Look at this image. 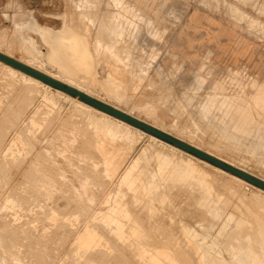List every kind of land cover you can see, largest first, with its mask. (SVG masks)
I'll return each mask as SVG.
<instances>
[{
	"label": "rangeland",
	"instance_id": "rangeland-1",
	"mask_svg": "<svg viewBox=\"0 0 264 264\" xmlns=\"http://www.w3.org/2000/svg\"><path fill=\"white\" fill-rule=\"evenodd\" d=\"M62 22L63 23L66 22L67 24H69V26H67V30H70L73 28L77 30L79 29L81 31L82 27L89 28L91 34L89 36L88 46H87L88 54L90 56L88 57V59L82 61L81 58L77 57L76 59L69 60L66 57H63V54L61 53L62 54L61 56L64 59L55 57L54 64L49 63L47 61L46 55L47 53H49V50L51 47L50 46L51 41L49 40V35L47 32H44V34L46 35V40H42L41 36L37 32L36 26L49 25L50 27H57L59 25L58 27H60L63 24ZM31 39L33 40L36 39L34 40V42L36 41V43H34ZM96 45H99V46H96ZM95 46L97 48H95ZM0 47L2 50L9 49L13 57L16 59L17 58L21 59V57L27 58L29 55L33 56L36 58L34 60V63L38 67L47 69L54 73L59 74V73H62V71H66V72H70V75L73 77L81 76L83 79H85V82H84L85 87L90 88L96 94L97 99H101V101L105 103L108 102V104L112 106L116 105L114 107L118 109L121 108L120 110L124 112L127 111L128 114L136 118L138 117V119L141 118L140 120L143 119L142 121L145 120L146 123L152 126L154 125V127L164 132L166 131V133L173 135L177 138L179 137V139L186 141L189 144L191 143V145L195 146L196 148L198 147V149L218 159L220 158L223 162H226L236 168L242 169L250 174L252 173L253 175L264 180V0H0ZM107 48L109 52L107 50H104ZM110 52H113V53H110ZM56 55H60V54H56ZM115 57H118L116 59L118 60L120 59V60L119 61L116 60ZM115 61H118V62L115 63ZM122 69L124 70L122 71ZM120 70H121V73H120ZM4 83H6L7 85ZM24 88L25 86L21 78L17 76H10L9 73L4 68L0 67V113H1L0 114V124L2 123V121L6 124V127L0 130L1 132L0 136L2 135V140H0V142L4 143L1 146L2 148H3V145L6 146V147L4 146L5 149H2L0 146V156H2L0 157V171H2L0 173L1 175L0 180L2 181V183L0 182V196H1L0 197V205H1L0 206V217L2 219L5 217V214L8 215L5 217V219L0 220L1 222L0 229L3 230V232L5 230V232L3 233L5 235L1 240L3 241L1 242V245L3 246L2 249H4L3 252H5L4 255H6L5 256L6 259L8 261L10 260L8 263H6L4 262V260H1L2 258L0 257V260H1L0 264L2 263L3 264H9V263L10 264L12 263L21 264L20 262L22 261H24L22 262V264H30V261H29L30 259H31V264H43V263L49 264L50 262H51L50 264L52 263L54 264L55 262H56L55 264H115V263L117 264V262L118 264H120L119 262H121V264H124V263L128 264L130 261H131L130 264H138V262L139 264H150L149 263V257L151 256L150 250L152 251L155 250L153 247L155 246V244L159 245L158 241L156 242L153 239L152 240L148 239L144 241L145 240L144 237L141 240V239L129 236L128 235L129 232L127 228L125 229L126 231L124 230L120 231L121 234H119L117 233V230H116L117 229L116 227H118L116 224H108L107 222H104L106 217L108 216L114 217V212H112L113 205L116 204V202L120 199L123 201V204L125 206L121 208L122 210L124 209L123 217H126V216L133 217V216H130V214L133 215L134 208L133 207L131 208L130 205L127 204V202L125 203V199L127 201L128 195L129 194L132 195V193H135V195L137 194L143 195L146 204H151V205L154 204L153 207H151L153 208L152 209L153 217L157 218L161 224L164 223L163 227L166 231L169 229H171L172 232L175 231L174 236L176 235L175 237L178 238V240L181 243L186 242L187 247H189V245H187L188 244L187 238H186L187 235L193 238L197 237L198 235H202L201 237H205V241L203 242V248L211 252L209 256H207L208 264L210 263V261H216L217 259L219 260L221 264H249V263L251 264L250 261H252L253 262L252 264H254V262H256V256L253 255L255 259L254 261L253 259L252 260L250 259L252 257V254H255L254 253L255 250L253 251L249 250L250 253H247L249 252L247 248H246L247 250L245 251H244V248H232L230 251L231 252L230 253L231 255H230L227 252V250L224 248L225 247L224 245L225 244V238H224L225 229L223 228L224 226H221L220 221H222L226 217L225 215H227V213L232 212L230 211V208H226V207L221 208V211L218 217H215L214 214H212L211 216V213L207 214L208 219L213 220V221L212 220L210 221L206 219L208 222L210 221L209 224L212 225V227L215 226L213 229L206 220L204 222H201V216L199 214L201 212L199 211V207L197 206L199 202L198 203L196 202V201H200L201 196L198 195V192L196 190H193L194 194L190 195L191 197L190 196L188 197L189 194L186 195L184 193H180L179 194L180 196L178 195L177 199L167 198L166 199L167 201H165L163 204L160 203L159 201H154V202L152 201V199L154 198L153 193L155 192L154 188L156 187V185H159L158 187L162 188L161 190L159 189L160 191H164V192L169 191V194H170V191L174 192V189L179 186V185L177 186L172 181L168 183L166 181V178L165 180H163L161 176L159 175V173L156 172L154 164H156L157 160H161L163 156L164 157L166 156V158L168 159L167 162L170 165L181 166V162H184L185 165L188 166L189 168H194L196 171H198L201 174L204 173V176H207L208 179L210 178L209 180H212L218 183L219 185L221 182H227L228 180L229 181L228 184L232 188L236 187V183H233L232 181L230 182L229 180L231 179V175H234V174L232 173L230 174V172L214 164H211L202 158H199L197 156L193 157V154L191 153L189 154V152H186L178 148L177 146H174L171 143H168L152 134L145 132L144 130L128 122H125L130 126L129 127L127 124H125L127 125L126 127L129 128L128 130L130 132V135L132 134L131 135L133 139L132 142H129V140L127 141L125 138L120 137L118 135H115L114 137L112 135H109L110 137L108 136V142L110 145L120 146L122 149H124V151H127V156L129 157L128 160H131V159L133 161L138 160L139 159L138 156L140 154L142 155L141 158L139 159L140 161H137V164H136L137 168L136 167L133 168V172L135 173L133 175H136L142 178L143 182H145L146 187L143 184V186L137 189V191L132 190V188L129 190V187H127V189L120 188V187H125L126 185L124 186V183L122 182L123 186L120 185V187H117L119 185V183L116 182L118 181V178L114 179L115 181L113 180L112 183H108L109 185L107 186V183L105 184V182L107 181L106 180L107 176H105L106 174L105 172L103 174V171H105V169L103 168V164L99 161L100 159L98 157H94L95 155L94 152H96L97 150L95 148H97V145L99 143V138L97 140V145L95 147V140L91 141L90 134L88 132V128L90 127L91 120L87 124H84L82 120V116L80 114H79V117H77V115L76 116L71 115V109L73 108V104L71 103V101L62 98L59 94H57L54 90V87L52 86H50L47 89L42 86L38 88L35 87L32 90L31 95L27 94ZM21 89L24 90V92L20 91ZM12 90L15 92L18 90L22 93V95H20L21 93L20 92L18 93V91L16 92L17 94L14 95L15 92H13ZM4 93L6 95L8 93V97H6ZM18 94L19 96H17ZM32 94L34 95L33 97H32ZM35 94H36V97H35ZM23 96H25L26 98L28 97L30 98L31 96L30 101H27L29 99H25V97ZM115 96H118L120 98L118 99V97H115ZM123 96L124 97L126 96V97L124 98ZM243 97H244V101H243ZM255 97L257 98V100ZM15 98L20 100L21 103H19V101H16L17 99ZM48 98L55 100V104L52 105V103H50V101L47 100ZM236 99L237 101H235ZM31 100L33 101V104H31L32 103ZM11 101L17 104L13 105L14 104L13 103L11 106L10 105L12 103ZM23 102L24 104H26L27 102L28 103L27 105H24ZM3 103L5 106L3 105ZM34 104L36 105L34 106ZM211 104L212 106L214 105V107H212ZM249 104L251 105V107ZM247 107L249 109H247ZM7 109L8 111H6ZM9 109L12 111L9 112ZM15 109L17 112L15 111ZM128 110L130 111L128 112ZM234 110H237L238 112L236 111L235 113ZM4 111L8 112L10 116L8 115V113H5ZM14 111L17 114V116L15 113H13L14 115L11 114ZM226 111H228V114ZM18 112H22V113H18ZM88 112L89 111H86V113ZM90 113L93 117H97V118H100L102 115L100 113H95L92 111H90ZM18 114L19 116L20 115L23 116L24 114V119H26L27 121L24 120L23 117L19 118ZM12 116L13 118L10 119ZM54 116H57V117H54ZM232 116H234L233 118L235 119H233ZM6 117L8 119L6 121H11L13 125L11 122H8L7 124V122L5 121ZM60 117H63V118L65 117L66 119L70 118L68 119L69 122L66 120L69 123V124L66 123V125L68 124V126L62 125L66 121H64ZM59 118L60 120H63L62 123L59 122L60 121ZM16 120H19V123H17L18 121ZM74 120L75 122H73ZM56 121H58V124ZM51 122L54 124H52ZM24 123L27 126H25ZM45 123L46 124L50 123V124L45 125ZM19 124L20 126L23 125L21 126V129H19L20 128ZM72 124L74 125L72 126ZM240 124L243 126H241ZM76 125H84L85 130L77 126L78 128L81 129V131L78 128L76 129L77 130L76 131L75 130ZM8 127L10 128L8 129ZM26 127L28 130L26 129ZM51 128H54L55 130L57 129V131H55L54 129L51 130ZM4 129H5V132H4ZM18 129H19V132H17ZM73 130L76 133H73L74 132ZM132 130H133V133H132ZM63 131L65 133L67 132L68 135L67 133L65 134ZM78 131H80L81 133L80 132L78 133ZM31 132H32L33 137L31 135ZM42 132L43 134L45 132V135H43ZM12 133H13V136H12ZM21 133H23L24 135H22ZM54 133L57 134L56 135L57 137L55 136ZM82 133H83V136H82ZM75 135H77L78 137L76 138ZM11 136L12 138H10ZM58 136H60V138ZM100 136L104 138L103 134H100ZM81 137L82 138L84 137V138L82 139ZM4 139L5 141H3ZM30 139H34V141L35 140L36 141L34 142L33 140H30ZM56 140H58L59 142ZM28 141H29V144H28ZM54 144L56 145L60 144V146L57 145L59 146V148L56 147V145ZM62 145L64 146V148ZM80 146L82 147L80 148ZM39 148H40V151H39ZM55 148H58V149H55ZM32 149H34L35 152ZM37 149L39 152L37 151ZM46 149L47 151H45ZM86 149H88V151ZM41 150H42V153H41ZM58 151L60 153H58ZM82 153H84V155ZM155 153L157 155H155ZM51 154H52V157H51ZM62 154L64 155V157L60 156ZM21 156L23 157V159ZM17 157L19 160L17 159ZM44 157L46 158V160ZM57 157L59 158L57 159ZM70 157L73 159H71ZM8 158L10 161H8ZM88 158L92 161V163H90L91 161ZM24 159H27V160H24ZM17 160L20 162H18ZM31 160L35 161L32 164L34 165V167L31 165L32 163ZM97 160L99 161L100 165L97 164L98 163ZM175 160L176 162H174ZM200 160L202 161V163ZM52 161L55 162L57 165L58 163H60L63 167L60 166V164L58 166L55 164L54 166V163ZM64 161L66 162V164L64 163ZM70 161L72 164H70ZM94 161L96 162L94 163ZM133 161H131V163ZM24 162L27 166L23 165ZM5 163L7 164V166L5 165ZM88 163L91 165H89ZM131 163L129 164V167ZM35 164L39 167H37ZM17 166L20 168H18ZM56 166L58 167V169H56L57 168ZM143 166H145L146 168H144ZM10 167L11 169H9ZM2 168L4 171L2 170ZM21 169H22V172L17 173L21 171ZM139 170L141 172H138ZM7 171H9L10 173ZM39 171L41 172L39 173ZM60 171L61 172L63 171L62 175ZM74 171H76L77 174H75L76 172ZM28 172H30L31 175ZM36 172L39 173V175L36 174ZM94 172L96 173L94 174ZM19 174L22 176H20ZM43 174L46 176V179ZM29 176H32V177H29ZM97 177H99L98 181H94L95 178ZM10 178H12V180ZM7 179L10 181H7ZM89 179L90 180L92 179V180L90 181ZM242 180L243 178H241V181ZM18 181H20V183H18ZM29 181H30V184L28 183ZM69 181L71 182L69 183ZM76 181H78V184ZM66 182L69 185H66ZM86 182H90V183L86 185ZM243 182L247 184H245L244 186ZM54 183H56V185ZM114 183L118 185H115ZM83 184H84V187H83ZM32 185L35 187H33ZM43 185L45 188L43 187ZM45 185H48L49 189L46 188ZM90 185H92L93 187H90ZM95 185L97 186L100 185V187L99 186L97 187ZM110 185L112 187L111 190L108 189ZM38 186L40 187V189ZM80 186L82 187L79 188ZM86 186L88 187L86 188ZM237 186L240 187L241 192H243L245 196L249 195L248 196L249 198H251L254 193L261 195L262 197L264 196V189L258 186L256 187V185L246 180H243L242 184H239ZM6 187L10 190L9 191L10 194L7 191L8 189ZM94 187H96L97 189ZM17 188L18 189L22 188V189L18 190L17 191L18 193H17L15 191L17 190ZM34 188L35 190H37L38 188V190L33 192ZM82 188L83 189L85 188V189L83 190ZM114 188H116V193H115ZM119 189H121V191L125 189L126 191L123 190V192H121ZM117 190L121 193H118ZM100 191L102 192L101 194H100ZM219 191L225 192V189L221 188L219 189ZM38 192L41 194H39ZM256 192H259V193H256ZM122 193H125V194L127 193V194L125 195ZM225 193L227 194V192ZM12 194L13 195L15 194L16 196L15 195L12 196ZM114 194H117V195H114ZM118 194H122L124 198L122 197V195H118ZM226 194L224 195V197H226ZM235 194H234V198L233 196L231 197L233 199L234 205L236 204L237 201H239V203L237 202L238 203V205L236 204L237 209H233V212L235 211L234 213L235 214L237 213L238 215L237 217H239V219L242 220L243 217H244L243 219L247 217L246 214H249L251 212L250 211L246 212L247 209L249 208L248 207L246 208L247 206L246 202L244 204L245 200H242L243 195L239 193L240 195L239 196L238 192H236ZM32 195L33 196L35 195L36 198L33 197ZM69 195L71 197H69ZM93 195L96 196L97 200ZM97 195L99 197H97ZM22 196L23 197L26 196L24 197V200ZM111 196H112V199H111ZM186 196L188 198H186ZM15 197L18 200H16ZM79 197H80L79 199L80 201H78ZM86 197L88 200H86ZM19 198H20V202H17L19 201ZM89 198H92V200L91 199L89 200ZM102 198L103 200L105 199V201L107 202L106 204L107 207L102 204V201H103L101 200ZM194 198L195 200H193ZM209 198L211 199L212 203L214 202L213 204H215L216 206L218 207L222 206L223 196L222 198L220 197V200L218 201H217V198L219 199V197L215 199L213 196H210ZM212 198H214L215 200ZM34 199H37V200H34ZM81 199H84L83 200L84 203ZM173 199H175L177 202ZM28 200L30 203L28 202ZM69 200L71 203H74L75 207L72 204H70V202H68ZM180 200L182 201L180 202ZM40 201H43L45 205L40 204L42 203ZM81 201L82 203H80ZM92 201L93 203L95 202L96 204H93ZM21 202L23 203V206ZM90 202L93 205L90 204ZM167 202H168V206H169V203L172 205L173 211L164 209L163 206ZM78 203L82 204L83 207L82 205H79ZM87 204L90 205L92 208L88 206ZM247 204H250V200L249 202H247ZM26 205L29 207L28 208L29 210L26 208L27 207ZM241 205L243 206L241 207ZM84 206H86L87 208ZM96 206H98V208H96ZM128 206L130 207V209L128 208ZM250 206H252L253 208L255 207L252 204ZM44 208H46L47 210ZM109 208H111V210ZM127 208L128 210H132V213L129 214L127 212L128 211ZM11 211H12V214L10 215ZM25 211L28 213L26 214ZM32 211L34 214L32 213ZM157 211L158 212L160 211V212L157 213ZM85 214L87 215L85 216ZM90 214L91 216H89ZM167 214L169 215V217ZM9 215H10V218H9ZM99 217L101 219H99ZM39 218L40 220L38 221ZM213 218L215 219V221ZM195 219L198 223L195 222ZM170 220L173 221V223L171 222L170 224L169 223ZM217 220L218 221L220 220V221L218 222ZM61 221L64 223H62ZM45 222H47V224ZM97 222L100 223V225L97 224ZM166 222H167V225L169 224L168 226L166 225ZM30 223H32V226L30 225ZM57 223H60L58 225L61 228L58 227ZM66 223L67 225L65 226ZM4 224L6 225L5 227H4ZM201 225L203 227L204 226L207 227V229L205 227L199 228ZM67 226H70L68 227L69 230ZM125 226L131 227L133 225L130 223H127ZM220 226L223 229V232L221 231L222 229L220 230L221 232L219 231ZM27 227L28 229H25ZM30 228L31 229L33 228L34 230L33 229L31 230ZM62 228L65 229L67 232L65 230L63 231ZM102 228H103V231H102ZM141 228H143V226ZM211 229H212V233H211ZM108 230L110 231L108 232ZM138 230H139V226H138ZM53 231H56L58 235H56L57 233ZM100 231L103 232V234L100 233ZM15 232L16 233L19 232V234L18 233L17 234L21 236L18 238V235ZM62 232L65 234H63ZM68 232L71 236L68 235ZM213 232L217 234H213ZM13 234L14 235L16 234V236H14ZM22 234L25 236H23ZM46 234L49 236H47ZM104 234L106 235V237H104ZM218 235H222V236L224 235V236L220 237ZM107 236L113 237L114 240L112 242L116 244L120 242L119 243L120 245L118 244L117 247H115L116 244L115 245L113 244V247H112V242H110L112 238L109 237L110 239L109 240ZM117 236H121V237H117ZM217 236L220 238L218 239ZM71 237L72 238L74 237L72 241H71ZM28 238H32L34 240V243L36 245L35 250L37 253L35 252L34 249L32 250V247L21 246L22 247L21 248L19 246L18 241L20 240L27 241ZM39 238L40 240H38ZM53 238H56V240H53ZM66 239L70 243H67ZM52 240L55 241V243H53ZM163 241H169V240L167 237H165L163 238ZM7 242L8 244H6ZM127 242L128 244H125ZM211 242H216L217 246L212 247L211 245H209ZM41 243L43 245H41ZM85 244H89L91 248H86ZM121 245H122V248H124V250L119 248L121 247ZM129 246L131 247L130 249H129ZM98 247L106 253L104 254L102 253L103 251L97 250ZM125 247L129 251L126 250L125 252V249H126ZM15 248L16 250L14 251ZM71 249H73V251ZM114 249H116L117 252L118 251L120 252L117 253ZM5 250H7V254ZM40 250L42 251L41 254L39 253ZM45 250L47 251V253H45L46 252ZM93 250H94V254L92 253ZM218 250H220L221 254H219ZM96 251L97 252L99 251V253L96 254L97 253ZM233 251L234 253L232 254ZM17 252L20 254H17ZM51 252L53 253L54 256L52 255ZM69 252H72L71 253L72 256H70L71 254L69 255ZM81 252L85 254L83 255L81 254ZM55 253L56 254L58 253V254L56 255ZM89 253L90 254L92 253L93 255L92 256L90 255L89 257ZM100 253L103 257H100L101 256ZM130 253H132L133 255H131ZM134 253H137V254H134ZM13 255L15 257H13ZM39 255H40V258H39ZM120 255L122 257H120ZM31 256L32 258H30ZM55 256L56 257L58 256V257L56 258ZM97 256L99 257L98 258L99 261L97 260ZM174 256L176 257L177 255H174ZM245 256H247L248 259ZM19 257H21L20 258L21 260L18 259ZM71 257H73V260ZM125 257L128 260H125ZM127 257H129L130 259ZM12 258H15V260ZM45 258L46 259L48 258L47 259L48 261ZM102 258H106V259L110 258V259L103 260ZM113 258H115L116 262L113 260ZM26 259H29V260H26ZM94 259H96L97 261ZM132 259H134V261H132ZM45 260L47 262H45ZM136 260H137V263H136ZM103 261L104 262L106 261V262L104 263ZM197 261L199 264H203V262L200 261L199 259H197ZM179 262L180 261H178V263ZM172 263L176 264L175 261H172ZM186 264H189V263L187 262Z\"/></svg>",
	"mask_w": 264,
	"mask_h": 264
},
{
	"label": "bare ground",
	"instance_id": "bare-ground-1",
	"mask_svg": "<svg viewBox=\"0 0 264 264\" xmlns=\"http://www.w3.org/2000/svg\"><path fill=\"white\" fill-rule=\"evenodd\" d=\"M262 4V3H261ZM232 10V9H231ZM98 13V12H97ZM57 18V17H56ZM49 20V19H48ZM54 21V20H53ZM63 21V20H62ZM95 21V20H94ZM144 21H145V19H144ZM50 22V21H49ZM61 22V21H60ZM147 22V21H146ZM63 23V22H62ZM125 23V22H124ZM94 25V24H93ZM120 25V24H119ZM59 26V25H58ZM50 27L49 25H39V26H36V28H37V32H38V34L41 36V39L42 40H46V35L44 34V32H47L48 33V35H49V40L51 41L50 42V50H49V53H47V55H46V59H47V61L49 62V63H53L54 64V62H55V60H54V58L55 57H58V58H60V59H64V58H62V54H63V57H66L67 59H69V60H73V59H76L77 57L78 58H81V60L82 61H84V60H86V59H88V57H90L89 56V54H88V49H87V46H88V40H89V36H90V30H89V28H87V27H82V30L80 31L79 29L77 30V29H70V30H67V26H69V24H67L66 22H64L60 27ZM106 26V25H105ZM70 28V27H69ZM104 28V27H103ZM2 29V28H1ZM122 29V28H121ZM125 31V30H124ZM123 32V31H122ZM31 38V37H30ZM40 38V37H39ZM33 42H34V40H36V39H31ZM99 41V40H98ZM15 42V41H14ZM10 43V42H9ZM34 43H36V41L34 42ZM97 43V42H96ZM12 44V43H11ZM43 44H44V42H43ZM45 44H47V43H45ZM99 44V43H98ZM104 44V43H103ZM49 45V44H48ZM96 46H99V45H96ZM95 46V48H97ZM107 46V45H106ZM11 48V47H10ZM62 48H64V49H62ZM94 48V49H95ZM102 48V47H101ZM109 48V47H108ZM108 48L107 49H104V50H107L108 51ZM112 49V48H111ZM59 51V52H58ZM62 51V52H61ZM0 52H2V53H4V54H6V55H8V56H10V57H13V55H12V53H11V51L8 49V50H2L1 49V47H0ZM58 52V53H57ZM96 52H97V50H96ZM109 52V51H108ZM62 53V54H61ZM110 53H113V52H110ZM21 54V53H20ZM56 54H60V55H56ZM22 55V54H21ZM97 55H98V53H97ZM96 55V56H97ZM111 55V54H110ZM117 56V55H116ZM98 57V56H97ZM14 58V57H13ZM112 58V57H111ZM116 58H118V57H115V59ZM16 59V58H15ZM36 58L35 57H33V56H28L27 58H23V57H21V59H18L17 58V60H19V61H21V62H23V63H25V64H27V65H29V66H31V67H33V68H35V69H37V70H39V71H41V72H43V73H45V74H47V75H49V76H51V77H53V78H55V79H57V80H60V81H62V82H64V83H66V84H68V85H70V86H72V87H74V88H76V89H79V90H81V91H83V92H85L86 94H88V95H90V96H92V97H94V98H97L96 97V94L90 89V88H86L85 87V84H84V82H85V79H83L81 76H76V77H73V76H71L70 75V72H66V71H62V73H59V74H57V73H54V72H52V71H49V70H47V69H43V68H41V67H38L35 63H34V60H35ZM116 60H118V59H116ZM120 60V59H119ZM118 60V61H119ZM118 61H115V63L116 62H118ZM114 63V62H113ZM97 65H98V63H97ZM109 66H111V65H109ZM0 67H2V68H4L8 73H9V75L10 76H17V77H19V78H21L22 79V82L24 83V86H25V88H24V90H25V92L27 93V94H30L31 95V93H32V90L35 88V87H45L46 89L47 88H49L51 85H49V84H47V83H45V82H43L42 80H40V79H38V78H36V77H34V76H32V75H30V74H27V73H25L24 71H22V70H20V69H17V68H15V67H13V66H11V65H9V64H7V63H5V62H3V61H1L0 60ZM64 69V68H63ZM107 69V68H106ZM124 69H122V71H123ZM120 73H121V70H120ZM7 75V74H6ZM8 78V77H7ZM117 80V79H116ZM11 81V80H10ZM2 82V81H1ZM11 83V82H10ZM201 83V82H200ZM257 83V82H256ZM3 84V83H2ZM4 84H6V83H4ZM15 84V83H14ZM114 84V83H113ZM255 84V83H254ZM7 85V84H6ZM18 86H20V85H18ZM15 87V86H14ZM53 87V86H52ZM253 87V86H252ZM44 88V89H45ZM15 89V88H14ZM24 90H20V91H23L24 92ZM37 90V89H36ZM54 90H55V92L57 93V94H59L62 98H64V99H67V100H69V101H71V103L73 104V108L71 109V115H77V117H79V114L82 116V120H83V122H84V124H87L90 120H91V124H90V127L88 128V132H89V134H90V139H91V141L92 140H95V147H96V145H97V140H98V138H99V143H98V145H97V148H95V149H97L96 150V152H94V157H98L100 160V162L103 164V168L105 169V171H103V174H104V172L106 173L105 174V176H107V178H106V182H105V184L107 183V186L109 185L108 183H112L113 182V180L114 179H116V178H118V181H116L117 183H119V185L118 184H116V183H114L115 185H118L117 187H120V185H122L123 183H124V186L125 187H120V188H126L127 189V187H129V190L132 188V190H134V191H137V189H139L140 187H142L143 186V184L145 185V182H143V180H142V178H140V177H138V176H136V175H133V174H135L134 172H133V168L134 167H136L137 165V161H140L139 159L141 158V154L138 156V160H135V161H133L132 159L131 160H128L129 159V157L127 156V151H124V149H122L120 146H117V145H110L109 144V142H108V136L109 135H112L113 137L115 136V135H118V136H120V137H123V138H125L127 141L129 140V142H132V134L130 135V132H129V128H127L126 126L128 125L127 123H125L126 121H124V120H122V119H120V118H118V117H116V116H113V115H111V114H109V113H107V112H105V111H103V110H100V109H98V108H96V107H94V106H92V105H90V104H88V103H86L85 101H83V100H80L77 96H72V95H70V94H68V93H66V92H64L63 90H60V89H58V88H55L54 87ZM222 90V89H221ZM13 91V90H12ZM18 91V90H17ZM16 91V92H17ZM20 91H18V93L20 92ZM13 92H15V91H13ZM15 92V94L14 95H16L17 93ZM21 93V92H20ZM5 94V93H4ZM119 94V93H118ZM6 95V94H5ZM14 95H13V97H14ZM20 95H22V93L20 94ZM23 95H25V94H23ZM124 95V94H123ZM17 96H19V94L17 95ZM16 96V97H17ZM28 96V95H27ZM34 95L32 94V97H33ZM6 97H8V93H7V95H6ZM11 97V96H10ZM23 97H25V96H23ZM22 97V98H23ZM35 97H36V94H35ZM115 97H118V96H115ZM124 97V96H123ZM122 97V98H123ZM126 97V96H125ZM124 97V98H125ZM12 98V97H11ZM120 97H118V99H119ZM235 98V97H234ZM242 98V97H241ZM256 98V97H255ZM254 98V99H255ZM10 99V98H9ZM8 99V100H9ZM15 99H17V98H15ZM25 99H29V100H27V101H30V99H31V96H30V98L28 97V98H26L25 97ZM36 99V98H35ZM251 99V98H250ZM14 100V99H13ZM33 100V99H32ZM31 100V104H33V101ZM48 101H50V103H52V105H54L55 104V100H52L51 98H48L47 99ZM99 100H101V99H99ZM246 100V99H245ZM256 100H257V98H256ZM4 101V100H3ZM16 101H19V103H21V101L20 100H16ZM123 101V100H122ZM209 101V100H208ZM229 101H231V100H229ZM235 101H237V99L235 100ZM243 101H244V97H243ZM251 101V100H250ZM249 101V102H250ZM12 102V101H11ZM103 102V101H102ZM121 102V101H120ZM239 102V101H238ZM240 102H241V100H240ZM252 102V101H251ZM14 103V104H13ZM18 103V104H19ZM28 103V102H27ZM27 103L26 104H24V102H23V104L24 105H27ZM259 103V102H258ZM6 104V103H5ZM8 104V103H7ZM12 104L13 105H15V104H17V103H15V102H12L10 105L12 106ZM37 104V103H36ZM36 104H34V106L36 105ZM107 104H108V102H107ZM207 104V103H206ZM229 104H231V103H229ZM247 104V103H246ZM3 105H4V103H3ZM9 105V106H10ZM30 105V104H29ZM110 105V104H109ZM250 105V104H249ZM5 106V105H4ZM7 106V105H6ZM33 106V105H32ZM112 106V105H111ZM114 106H116V105H114ZM113 106V107H114ZM211 106H212V104H211ZM220 106V105H219ZM222 106V105H221ZM230 106V105H229ZM239 106V105H238ZM237 106V107H238ZM8 107V106H7ZM28 107V106H27ZM27 107H26V109H27ZM212 107H214V105L212 106ZM223 107H224V105H223ZM226 107H228V106H226ZM231 107H232V105H231ZM240 107V106H239ZM238 107V108H239ZM250 107H251V105H250ZM2 108V107H1ZM10 108V107H9ZM14 108H15V106H14ZM17 108V107H16ZM35 108V107H34ZM116 108V107H115ZM32 109V108H31ZM118 109V108H117ZM121 109V108H120ZM119 109V110H120ZM236 109V108H235ZM247 109H249L248 107H247ZM4 110V109H3ZM19 110V109H18ZM30 110V109H29ZM34 110H36V109H34ZM59 110V109H58ZM57 110V111H58ZM127 110V109H126ZM221 110V109H220ZM1 111H2V109H1ZM6 111H8V109L6 110ZM6 111H4L5 113H8V112H6ZM12 110H10L9 109V112H11ZM15 111H16V109H15ZM15 111L14 112H12L11 114H13V113H15ZM86 111H89L88 113H86ZM90 111H92V112H95V113H100V114H102L101 115V117L100 118H97V117H93L92 115H91V113H90ZM122 111V110H121ZM130 110H128V112H129ZM236 111L237 110H234V112L236 113ZM17 112V111H16ZM24 112V111H23ZM42 112V111H41ZM59 112V111H58ZM124 112V111H123ZM126 113H127V111H125ZM227 112V114H228V111H226ZM238 112V111H237ZM18 113H22V112H18ZM25 113V112H24ZM29 113V112H28ZM33 113V112H32ZM51 113V112H50ZM49 113V114H50ZM57 113V112H56ZM248 113V112H247ZM246 113V114H247ZM1 114V113H0ZM16 114V113H15ZM40 114V113H39ZM42 114V113H41ZM55 114V113H54ZM53 114V115H54ZM128 114V113H127ZM133 114V113H132ZM223 114V113H222ZM5 115V114H4ZM8 115H9V113H8ZM14 115V114H13ZM52 115V116H53ZM57 115V114H56ZM232 115V114H231ZM2 116V115H1ZM10 116V115H9ZM16 116H17V114H16ZM15 116V117H16ZM18 116H19V114H18ZM26 116V115H25ZM51 116V117H52ZM80 116V117H81ZM136 116V115H135ZM224 116V115H223ZM245 116H247V115H245ZM23 117V119H24V114H23V116H19V118H22ZM46 117H48V116H46ZM54 117H57V116H54ZM71 117V116H70ZM231 117V116H230ZM234 116H232V118H233ZM236 117V116H235ZM5 118V117H4ZM3 118V119H4ZM13 118V116L10 118V119H12ZM29 118H31V117H29ZM60 118H62L64 121H68L69 122V120L68 119H70V118H68V119H66L65 117L63 118V117H60ZM60 118H59V120H60ZM138 118V117H137ZM2 119V118H1ZM22 119V120H23ZM28 119V118H27ZM35 119V118H34ZM33 119V120H34ZM51 119V118H50ZM49 119V120H50ZM139 119H141V118H139ZM233 119H235V118H233ZM239 119V118H238ZM251 119V118H250ZM6 120H8L7 119V117H6V119H5V121ZM14 120H15V118H14ZM20 120V119H19ZM19 120H16V121H18L17 123H19ZM24 120H26V119H24ZM53 120V119H52ZM51 120V121H52ZM55 120H56V118H55ZM63 120H60L59 122H63ZM143 120V119H142ZM232 120V119H231ZM27 121V120H26ZM65 122V123H63L62 125H66V123H68V122ZM145 121V120H144ZM237 121V120H236ZM7 122V124H8V122H11V121H6ZM23 122V121H22ZM45 122H46V120H45ZM57 122V124H58V121H56ZM73 122H75V120L73 121ZM72 122V123H73ZM77 122V121H76ZM146 122V121H145ZM238 122V121H237ZM243 122V121H242ZM12 123V122H11ZM17 123H15V124H17ZM31 123V122H30ZM52 123V122H51ZM71 123V122H70ZM81 123V122H80ZM14 124V125H15ZM21 124V123H20ZM20 124H19V126H20ZM27 124V123H26ZM28 124H29V122H28ZM48 124V123H47ZM46 123H45V125H47ZM50 124V123H49ZM48 124V125H49ZM52 124H54V123H52ZM69 124V123H68ZM68 124L66 125V126H68ZM75 124H77V123H75ZM82 124V123H81ZM125 124H127V125H125ZM154 124V123H153ZM12 125H13V123H12ZM24 125H25V123H24ZM71 125V124H70ZM74 124H72V126H73ZM160 125V124H159ZM241 125V124H240ZM9 126H10V124H9ZM18 126V127H19ZM21 126H23V125H21ZM21 126H20V128L19 129H21ZM25 126H27V125H25ZM30 126V125H29ZM28 126V127H29ZM52 126H54V125H52ZM56 126V125H55ZM58 126V125H57ZM72 126H71V128H72ZM77 126H79V127H81V128H83L84 129V125H76V128H75V130L78 128ZM89 126V125H88ZM129 126V125H128ZM154 126V125H153ZM162 126V125H161ZM160 126V127H161ZM241 126H243V125H241ZM6 127V124L2 121V123L0 124V130H2L3 128H5ZM13 127H15V126H13ZM12 127V128H13ZM47 127V126H46ZM50 127H51V125H50ZM60 127V126H59ZM130 127V126H129ZM159 127V126H158ZM10 127H8V129H9ZM45 128V127H44ZM57 128V127H56ZM67 128V127H66ZM69 128V127H68ZM135 128V127H134ZM239 128V127H238ZM19 129L17 130V132H19ZM22 129H23V127H22ZM26 129H27V127H26ZM31 129V128H30ZM47 129V128H46ZM54 128H51V130H53ZM58 129H60V128H58ZM74 129V128H73ZM78 129H80V128H78ZM137 129V128H136ZM162 129V128H161ZM16 130V129H15ZM25 130V129H24ZM28 130V129H27ZM55 130V129H54ZM63 130V129H62ZM67 130V129H66ZM65 130V131H66ZM85 130V129H84ZM165 130V129H164ZM22 131V130H21ZM55 131H57V129L55 130ZM74 131V130H73ZM77 131V130H76ZM80 131H81V129H80ZM80 131H78V133L80 132ZM83 131V130H82ZM141 131V130H140ZM4 132H5V129H4ZM27 132V131H26ZM47 132H48V130H47ZM50 132V131H49ZM52 132V131H51ZM64 132V131H63ZM146 132V131H145ZM166 132V131H165ZM14 133V132H13ZM13 133H12V136H13ZM25 133V132H24ZM53 133V132H52ZM56 133V132H55ZM54 133V134H55ZM58 133V132H57ZM65 133V132H64ZM67 133V132H66ZM65 133V134H66ZM73 133H76L75 131L73 132ZM72 133V134H73ZM81 133V132H80ZM103 134V136H104V138H102L101 136H100V134ZM132 133H133V130H132ZM135 133V132H134ZM148 133V132H147ZM0 134H1V132H0ZM7 134H8V132H7ZM22 135H24L23 133H21ZM26 134V133H25ZM42 134H43V132H42ZM46 134H48V133H46ZM150 134V133H149ZM5 135H6V133H5ZM28 135V134H27ZM31 135H32V132H31ZM43 135H45V132H44V134ZM43 135H42V137H43ZM57 134H55V136H56ZM67 135H68V133H67ZM4 136V135H3ZM12 136L10 137V138H12ZM53 136V135H52ZM76 136V138L78 137L77 135H75ZM82 136H83V133H82ZM88 136V135H87ZM86 136V137H87ZM134 136V135H133ZM151 136V135H150ZM173 136V135H172ZM177 136V135H176ZM32 137H33V135H32ZM47 137V136H46ZM57 137V136H56ZM59 138H60V136H58ZM63 137V136H62ZM61 137V138H62ZM68 137V136H67ZM110 137V136H109ZM112 137V138H113ZM175 137V136H174ZM4 138V137H3ZM9 138V139H10ZM24 138H25V136H24ZM27 138V137H26ZM31 138V137H30ZM73 138V137H72ZM82 138V137H81ZM84 138V137H83ZM82 138V139H83ZM177 138V137H176ZM5 139H6V137H5ZM5 139L3 140V141H5ZM37 139H39V138H37ZM51 139V138H50ZM89 139V138H88ZM178 139H179V137H178ZM0 140H2V135L0 136ZM25 140V139H24ZM24 140H22V141H24ZM30 140H33L34 141V139H30ZM29 140V141H30ZM48 140V139H47ZM52 140V139H51ZM55 140V139H54ZM53 140V141H54ZM65 140V139H64ZM67 140V139H66ZM70 140V139H69ZM181 140V139H180ZM26 141V140H25ZM29 141H28V144H29ZM36 141V140H35ZM34 141V142H35ZM38 141H40V140H38ZM38 141H37V143H38ZM56 141H58V140H56ZM55 141V142H56ZM71 141V140H70ZM84 141V140H83ZM183 141V140H182ZM187 141H189V140H187ZM9 142V141H8ZM54 142V143H55ZM59 142V141H58ZM87 142V141H86ZM184 142H186V141H184ZM193 142V141H192ZM1 143V142H0ZM27 143V142H26ZM31 143V142H30ZM36 143V144H37ZM46 143V142H45ZM49 143V142H48ZM57 143V142H56ZM91 143V142H90ZM187 143V142H186ZM2 144H4V143H1L0 144V146L2 145ZM6 144H8V143H6ZM35 144V143H34ZM63 144V143H62ZM189 144V143H188ZM33 145V144H32ZM54 145H56V144H54ZM57 145H59L60 146V144H57ZM56 145V147H58L59 148V146H57ZM88 145V144H87ZM86 145V146H87ZM190 145H191V143H190ZM203 145V144H202ZM4 146L5 145H3V148H2V146H1V148L2 149H5L4 148ZM63 146V145H62ZM92 146V145H91ZM134 146V145H133ZM193 146V145H192ZM6 147V146H5ZM28 147H30V146H28ZM27 147V148H28ZM34 147H35V145H34ZM33 147V148H34ZM82 146H80V148H81ZM89 147H90V145H89ZM88 147V148H89ZM130 147V146H129ZM195 147V146H194ZM58 148H55V149H58ZM63 148H64V146H63ZM70 148V147H69ZM94 148V147H93ZM179 148V147H178ZM198 148V147H197ZM202 148H203V146H202ZM205 148V147H204ZM13 149V148H12ZM50 149V148H49ZM84 149V148H83ZM92 149V148H91ZM132 149V148H131ZM28 150V149H27ZM33 151H34V149H32ZM64 150V149H63ZM72 150V149H71ZM70 150V151H71ZM87 151H88V149H86ZM130 150V149H129ZM206 150H207V148H206ZM205 150V151H206ZM1 151H3V150H1ZM37 151H38V149H37ZM39 151H40V148H39ZM38 151V152H39ZM45 151H47V149L45 150ZM54 151V150H53ZM60 151V150H59ZM58 151V153H60ZM82 151V150H81ZM85 151V150H84ZM93 151V150H92ZM211 151V150H210ZM30 152H31V150H30ZM35 152V151H34ZM33 152V153H34ZM51 152H52V150H51ZM50 152V153H51ZM55 152H56V150H55ZM27 153V152H26ZM41 153H42V150H41ZM47 153V152H46ZM64 153V152H63ZM85 153V152H84ZM84 153H82L83 155H84ZM138 153V152H137ZM159 153V152H158ZM214 153V152H213ZM216 153V152H215ZM2 154V153H1ZM9 154H10V152H9ZM31 154V153H30ZM55 154V153H54ZM53 154V155H54ZM79 154V153H78ZM81 154V155H82ZM88 154H90V153H88ZM154 154V153H153ZM160 154H161V152H160ZM190 154V153H189ZM19 155V154H18ZM32 155V154H31ZM36 155V154H35ZM50 155V154H49ZM57 155V154H56ZM69 155H70V153H69ZM155 155H157L156 153H155ZM154 155V156H155ZM48 156V155H47ZM60 156H63L64 157V155L62 154V155H60ZM66 156V155H65ZM0 157H2V156H0ZM22 157V156H21ZM51 157H52V154H51ZM72 157V156H71ZM70 157V158H71ZM193 157H194V155H193ZM221 157V156H220ZM10 158V157H9ZM9 158H8V161H10L9 160ZM29 158V157H28ZM41 158V157H40ZM45 158V157H44ZM59 157H57V159H58ZM67 158H68V156H67ZM85 158H86V156H85ZM152 158H153V156H152ZM6 159V158H5ZM11 159V158H10ZM16 159V158H15ZM17 159H18V157H17ZM22 159H23V157H22ZM55 159H56V157H55ZM66 159V158H65ZM71 159H73V158H71ZM89 159V158H88ZM134 159V158H133ZM220 159V158H219ZM7 160V159H6ZM19 160V159H18ZM17 160V161H18ZM24 160H27V159H24ZM34 160V159H33ZM45 160H46V158H45ZM48 160H49V158H48ZM47 160V161H48ZM63 160H64V158H63ZM67 160H69V159H67ZM90 160V159H89ZM95 160V159H94ZM192 160V159H191ZM221 160V159H220ZM28 161H29V159H28ZM54 161H56V160H54ZM60 161H62V160H60ZM91 161V160H90ZM98 161V160H97ZM99 161H98V163L97 164H99ZM131 161H133L132 163H131ZM168 159L166 158V156L164 157H162V159L161 160H157L156 161V164H154L155 165V169H156V172L157 173H159V175L161 176V178L163 179V180H165V178H166V181L169 183V182H174L178 187H176L175 189H174V192L173 191H170V194H169V191L167 192V191H160L162 188L161 187H158L159 185H156V187L154 188V193H153V199H152V201L154 202V201H159L160 203H164L165 201H167L166 199L167 198H170V199H172V198H176L177 199V196L180 194V193H184V194H186V195H188V197L190 196V195H193L194 194V192H193V190H196L197 192H198V195L199 196H201L200 197V201H196L197 203L199 202V204H197V206L199 207V211L201 212V213H199V211H198V213L200 214V216H201V222H204L206 219H208V215L207 214H209V213H211V216H212V214H214L215 215V217H218L219 216V214H220V211H221V208H230V211H232V212H230V213H227V215H225L226 217L222 220V221H220L221 222V226H224L223 228L225 229L224 231H225V233H224V235H225V249L227 250V252L230 254L231 252V249L232 248H244V251L245 250H247L248 249V251L250 250V251H253V250H255V254H252V257L250 258L251 260L253 259V261L255 260L254 259V256H256V262H254V264L256 263V264H264V196L262 197L261 195H258V194H251L252 195V197L251 198H249L248 196L249 195H247V196H245V194H243V192H241V190H240V187H238L237 185H239V184H242V181L244 180H242L241 181V177L239 178V177H237V176H235V175H231V179H229L230 180V182L232 181L233 183H236V187H234V188H232L229 184H228V180H227V182H221L220 183V185L218 184V183H216V182H214V181H212V180H209L208 178H207V176H204V173H199L198 171H196L194 168H189L188 166H186L185 165V163L184 162H181V166H177V165H170L168 162ZM201 161V160H200ZM7 162V161H6ZM12 162H13V160H12ZM18 162H20V161H18ZM32 162V163H31ZM31 162H29V163H31V165L35 162V161H32L31 160ZM37 162H38V160H37ZM42 162V161H41ZM46 162V161H45ZM44 162V163H45ZM53 162V161H52ZM51 162V163H52ZM96 161H94V163H95ZM174 162H176V160L174 161ZM4 163V162H3ZM21 163H23V162H21ZM47 163V162H46ZM54 163V166H55V162H53ZM58 163V162H57ZM64 163L66 164V162L64 161ZM69 163V162H68ZM90 163H92V161L90 162ZM131 163V165H130V167H129V164ZM200 163V162H199ZM201 163H202V161H201ZM200 163V164H201ZM19 164V163H18ZM39 164V163H38ZM60 163H58V165H59ZM70 164H72L71 163V161H70ZM81 164V163H80ZM89 164V163H88ZM180 164V163H179ZM209 164V163H208ZM3 165V164H2ZM5 165L7 166V164L5 163ZM23 165H26L25 164V162H24V164ZM36 165V164H35ZM57 165V164H56ZM57 165V166H58ZM89 165H91V164H89ZM100 165V164H99ZM5 166V167H6ZM14 166V165H13ZM19 166H21V165H19ZM27 166V165H26ZM33 167H34V165H32ZM37 166V165H36ZM56 166V167H57ZM60 166H62L61 164H60ZM71 166V165H70ZM87 166V165H86ZM152 166H153V164H152ZM18 167V166H17ZM16 167V168H17ZM37 167H39V166H37ZM41 167V166H40ZM52 167V166H51ZM63 167V166H62ZM93 167V166H92ZM95 167V166H94ZM144 168H146L145 166H143ZM14 168V167H13ZM13 168H12V170H13ZM18 168H20V167H18ZM21 168H23V167H21ZM42 168V167H41ZM55 168V167H54ZM70 168V167H69ZM78 168V167H77ZM85 168V167H84ZM88 168H89V166H88ZM99 168V167H98ZM137 168V167H136ZM149 168V167H148ZM205 168V167H204ZM7 169V168H6ZM9 169H11V167L9 168ZM35 169V168H34ZM56 169H58V167L56 168ZM59 169H61V168H59ZM63 169V168H62ZM95 169V168H94ZM102 169V168H101ZM218 169V168H217ZM220 169V168H219ZM2 170H3V168H2ZM12 170H11V172H12ZM28 170V169H27ZM30 170H32V169H30ZM29 170V171H30ZM46 170H48V169H46ZM65 170V169H64ZM67 170V169H66ZM74 170V169H73ZM73 170H71V171H73ZM89 170V169H88ZM4 171V170H3ZM14 171H16V170H14ZM18 171V170H17ZM25 171V170H24ZM34 171V170H33ZM57 171V170H56ZM68 171V170H67ZM66 171V172H67ZM90 171V170H89ZM207 171V170H206ZM2 171H0V173H1ZM7 172H9V171H7ZM20 172H22V169H21V171H19V172H17V173H20ZM31 172V171H30ZM30 172H28V173H30ZM41 171H39V173H40ZM51 172V171H50ZM61 172V171H60ZM63 172V171H62ZM62 172H61V175H62ZM74 172H76V171H74ZM83 172H84V170H83ZM88 172V171H87ZM93 172V171H92ZM138 172H141L140 170L138 171ZM226 172V171H225ZM10 173V172H9ZM35 173V172H34ZM39 173H37L36 172V174H38L39 175ZM54 173V172H53ZM56 173V172H55ZM72 173V172H71ZM96 172H94V174H95ZM98 173V172H97ZM5 174V173H4ZM13 174V173H12ZM22 174V173H21ZM59 174V173H58ZM68 174V173H67ZM66 174V175H67ZM74 174V173H73ZM75 174H77V172L75 173ZM85 174H86V172H85ZM91 174V173H90ZM93 174V173H92ZM100 174V173H99ZM148 174V173H147ZM209 174V173H208ZM231 174V173H230ZM252 174V173H251ZM7 175V174H6ZM6 175H5V177H6ZM20 175V174H19ZM30 175H31V173H30ZM44 175V174H43ZM57 175V174H56ZM70 175H72V174H70ZM82 175V174H81ZM133 175V176H132ZM206 175V174H205ZM210 175V174H209ZM1 176V175H0ZM3 176V175H2ZM16 176V175H15ZM20 176H22V175H20ZM37 176V175H36ZM45 176V175H44ZM77 176H79V175H77ZM83 176V175H82ZM81 176V177H82ZM97 176V175H96ZM99 176V175H98ZM104 176V175H103ZM102 176V177H103ZM226 176V175H225ZM25 177V176H24ZM29 177H32V176H29ZM38 177V176H37ZM53 177H55V176H53ZM67 177H69V176H67ZM74 177H75V175H74ZM80 177V178H81ZM151 177V176H150ZM216 177V176H215ZM229 177V176H228ZM8 178V177H7ZM19 178V177H18ZM23 178V177H22ZM52 178V177H51ZM84 178H85V176H84ZM84 178H83V180H84ZM104 178V177H103ZM160 178V179H161ZM4 179V178H3ZM2 179V180H3ZM11 180H12V178H10ZM15 179V178H14ZM26 179V178H25ZM36 179V178H35ZM40 179V178H39ZM42 179V178H41ZM45 179H46V176H45ZM44 179V180H45ZM60 179V178H59ZM62 179V178H61ZM66 179V178H65ZM93 179H94V177H93ZM98 179H99V177H97V178H95V180L94 181H98ZM161 179V180H162ZM226 179V178H225ZM5 180H6V178H5ZM18 180V179H17ZM43 180V181H44ZM48 180H49V178H48ZM52 180H54V179H52ZM56 180V179H55ZM72 180V179H71ZM79 180V179H78ZM82 180V179H81ZM90 180V179H89ZM92 180V179H91ZM90 180V181H91ZM102 180H104V179H102ZM101 180V181H102ZM162 180V181H163ZM7 181H10V180H8L7 179ZM15 181V180H14ZM24 181V180H23ZM59 181V180H58ZM65 181V180H64ZM73 181V180H72ZM115 181V180H114ZM147 181H148V179H147ZM152 181V180H151ZM219 181V180H218ZM217 181V182H218ZM0 182L2 183V181L0 180ZM11 182H13V181H11ZM46 182V181H45ZM47 182H49V181H47ZM54 182V181H53ZM71 181H69V183H70ZM77 182V184H78V181H76ZM85 182V181H84ZM123 182V183H122ZM245 182V181H244ZM243 182V183H244ZM18 183H20V181H18ZM17 183V184H18ZM26 183H27V181H26ZM29 184H30V181L28 182ZM35 183V182H34ZM33 183V184H34ZM40 183H42V182H40ZM88 183H90V182H86V185L88 184ZM99 183V182H98ZM104 183V182H103ZM121 183V184H120ZM7 184V183H6ZM16 184V183H15ZM15 184H13V185H15ZM28 184V185H29ZM38 184V183H37ZM37 184H35V185H37ZM47 184V183H46ZM50 184V183H49ZM53 184V183H52ZM55 185H56V183H54ZM82 184V183H81ZM85 184V183H84ZM84 184H83V187H84ZM95 184V183H94ZM94 184H93V186H94ZM101 184V183H100ZM163 184V183H162ZM218 184V185H217ZM232 184V183H231ZM245 184H247V183H244L243 185L245 186ZM3 185V184H2ZM8 185H9V183H8ZM27 185V184H26ZM64 185H65V183H64ZM66 185H69V184H67V182H66ZM72 185V184H71ZM74 185V184H73ZM80 185V184H79ZM112 185V184H111ZM111 185H110V187L108 188L109 190H111ZM33 186V185H32ZM46 186V188H48L49 189V187H48V185H45ZM61 186V185H60ZM92 185H90V187H93ZM95 186H97V185H95ZM99 187H100V185H98ZM97 186V187H98ZM105 186V185H104ZM123 186V185H122ZM241 186V185H240ZM249 186V185H248ZM3 187V186H2ZM8 187V186H7ZM6 187V188H7ZM12 187V186H11ZM16 187H17V185H16ZM23 187V186H22ZM26 187V186H25ZM33 187H35V186H33ZM37 187V186H36ZM39 187V186H38ZM42 187V186H41ZM43 187H44V185H43ZM64 187V186H63ZM70 187V186H69ZM72 187V186H71ZM74 187V186H73ZM76 187H77V185H76ZM76 187H75V189H76ZM82 186H80L79 188H81ZM88 186H86V188H87ZM89 187V188H90ZM103 187V186H102ZM145 187H146V185H145ZM257 187V186H256ZM13 188V187H12ZM45 188V187H44ZM59 188V187H58ZM94 188H96V187H94ZM107 188V187H106ZM105 188V189H106ZM225 189V192H227V194L224 192V191H219V189ZM244 188V187H243ZM5 189V188H4ZM3 189V190H4ZM8 189V188H7ZM22 189V188H21ZM20 188L18 189L17 188V190H15L16 192L18 191V190H21ZM25 189V188H24ZM23 189V190H24ZM39 189H40V187H39ZM60 189H61V187H60ZM59 189V190H60ZM74 189V190H75ZM83 189V188H82ZM85 189V188H84ZM83 189V190H84ZM97 189V188H96ZM95 189V190H96ZM115 189V193H116V188H114ZM113 189V190H114ZM118 189V188H117ZM160 189V190H159ZM258 189V188H257ZM32 190V189H31ZM34 190V191H33ZM32 191L33 192H35V191H37L38 190V188H37V190H35V188L33 189ZM43 190H45V189H43ZM47 190V189H46ZM56 190H58V189H56ZM66 190V189H65ZM68 190V189H67ZM80 190V189H79ZM88 190H90V189H88ZM104 190V189H103ZM120 191H121V189H119ZM123 190H125V189H123ZM123 190L121 191V192H123ZM128 190V191H129ZM131 190V191H132ZM8 192L10 191L9 189L7 190ZM12 191H13V189H12ZM48 191V190H47ZM76 191V190H75ZM86 191V190H85ZM97 191V190H96ZM118 191V190H117ZM126 191V190H125ZM133 191V192H134ZM5 192V191H4ZM27 192V191H26ZM28 192H29V190H28ZM49 192V191H48ZM64 192V191H63ZM79 192V191H78ZM82 192V191H81ZM94 192V191H93ZM108 192V191H107ZM121 192H119L118 191V193H121ZM236 192H238V195H239V193H241V195H243L242 196V200H245L244 201V204H245V202H246V208L248 207L249 209H247V211L246 212H251V213H249V214H246L247 215V217L245 218V219H243L242 218V220H240L239 219V217H237L238 215H237V213L235 214L234 212H233V209H237V205H238V203H239V201H237V199H236V201L238 202H236V204L234 205V202H233V199L231 198L232 196H233V198H234V194L236 193ZM14 193V192H13ZM18 193V192H17ZM21 193V192H20ZM19 193V194H20ZM39 193V192H38ZM43 193V192H42ZM84 193H86V192H84ZM91 193V192H90ZM95 193V192H94ZM102 192L100 191V194H101ZM130 193H132V192H130ZM148 193V192H147ZM196 193V192H195ZM246 193V192H245ZM256 193H259V192H256ZM5 194V193H4ZM9 194H10V192H9ZM8 194V195H9ZM30 194V193H29ZM31 194H32V192H31ZM39 194H41V193H39ZM45 194V193H44ZM50 194V193H49ZM65 194V193H64ZM72 194H74V193H72ZM80 194V193H79ZM92 194V193H91ZM122 194H125V193H122ZM122 194H118V195H122ZM127 194V193H126ZM125 194V195H126ZM197 194V193H196ZM195 194V195H196ZM226 194V197H224V195ZM15 195V194H14ZM13 194H12V196H14ZM23 195V194H22ZM47 195V194H46ZM51 195V194H50ZM57 195V194H56ZM66 195V194H65ZM71 195V194H70ZM69 195V197H71ZM81 195V194H80ZM84 195V194H83ZM87 195V194H86ZM90 195V194H89ZM114 195H117V194H114ZM124 195V196H125ZM129 195H131V194H129ZM128 195V197H127V201H126V199H125V203L127 202V204L128 205H130V207L132 208H134V211H133V215H131L130 213H132V210H128V208L130 209V207L128 206V208H127V212L130 214V216H133V217H129V216H126V217H123L124 216V213H123V210L121 209L122 207H125L124 206V204H123V201L120 199V200H118L117 202H116V204H114L113 205V209H112V212H114V217H111V216H108V217H106V219H105V221L104 222H107L108 224H116L118 227H116L117 229V233H119V234H121L120 233V231H126L125 229L127 228L128 229V235L129 236H132V237H134V238H138V239H143V237H144V241H146V240H148V239H150V240H154V241H158L159 243V245H156L155 243V246L153 247L155 250L154 251H152V250H150L151 251V256L149 257V263L150 264H173L172 263V261H175L176 262V264H186L187 262L189 263V264H197L198 263V261H197V259H199L200 261H202L203 262V264H208L207 263V256H209V254L211 253V252H209L208 250H206V249H204L203 248V242L205 241V237H201L202 235H198L197 237H195V238H193V237H189L188 235L186 236V238H187V242H188V244L187 245H189V247H187L186 246V242H183V243H181L179 240H178V238H176L175 236H174V232H172L171 231V229H169V230H165L164 229V227H163V224H161L159 221H158V219L157 218H154L153 217V211H152V209L153 208H151V207H153V205L154 204H146V202H145V200H144V196L143 195H139V194H137V195H135V193H132V195L131 196H129ZM195 195H194V197H195ZM236 195V194H235ZM3 196V195H2ZM16 196V195H15ZM27 196V195H26ZM26 196H24V197H26ZM33 196V195H32ZM44 196V195H43ZM60 196V195H59ZM74 196V195H73ZM82 196V195H81ZM88 196V195H87ZM92 196V195H91ZM90 196V197H91ZM94 196V195H93ZM101 196V195H100ZM106 196V195H105ZM113 196V195H112ZM112 196H111V199H112ZM180 196V195H179ZM210 196H213L215 199L217 198V197H219V199L217 198V201L218 200H220V197L222 198V196H223V198H222V206L220 207H218V206H216L215 204H213L212 203V201H211V199L209 198ZM240 196V195H239ZM1 197V196H0ZM23 197V196H22ZM24 197H23V200H24ZM28 197V196H27ZM33 197H35V195L33 196ZM47 197V196H46ZM53 197V196H52ZM67 197V196H66ZM68 197V198H69ZM75 197V196H74ZM95 198H96V196H94ZM97 197H99L98 195H97ZM102 197H104V196H102ZM120 197V196H119ZM122 197H123V195H122ZM150 197H151V195H150ZM187 196H186V198H188ZM191 197V196H190ZM31 198V197H30ZM36 198V197H35ZM108 198H109V196H108ZM124 198V197H123ZM197 198V197H196ZM214 198H212V199H214ZM15 199H16V197H15ZM22 199V198H21ZM32 199V198H31ZM42 199V198H41ZM48 199H49V197H48ZM72 199V198H71ZM80 199V197L78 198V201H80L79 200ZM92 200V198H89V200ZM99 199V198H98ZM214 199V200H215ZM240 199V198H239ZM250 200V204H247V202H249V200ZM16 200H18V199H16ZM34 200H37V199H34ZM40 200V199H39ZM68 200V199H67ZM82 201L84 200V199H81ZM86 200H88L87 199V197H86ZM94 200V199H93ZM96 200H97V198H96ZM95 200V201H96ZM101 200H103V198L101 199ZM173 200H175V199H173ZM189 200H191V199H189ZM193 200H195V198L193 199ZM197 200V199H196ZM198 200H199V198H198ZM235 200V199H234ZM248 200V201H247ZM82 201L80 202V203H82ZM112 201V200H111ZM170 201H172V200H170ZM169 201V202H170ZM176 201V200H175ZM182 200H180V202H181ZM217 201H215V202H217ZM2 202V201H1ZM17 202H20V198H19V201H17ZM28 202H29V200H28ZM34 202V201H33ZM37 202H39V201H37ZM40 202H42V203H40V204H44L43 203V201H40ZM45 202V201H44ZM68 202H70V200L68 201ZM67 202V203H68ZM72 202H74V201H72ZM87 202V201H86ZM113 202V201H112ZM177 202V201H176ZM175 202V203H176ZM22 203V202H21ZM30 203V202H29ZM77 203V202H76ZM83 203H84V201H83ZM92 203H93V201H92ZM91 202H90V204H92ZM100 203V202H99ZM115 203V202H114ZM174 203V204H175ZM243 203V202H242ZM2 204V203H1ZM4 204V203H3ZM15 204H16V202H15ZM36 204V203H35ZM70 204H72L74 207H75V205H74V203H71L70 202ZM79 204V203H78ZM93 204H96L95 202L93 203ZM92 204V205H93ZM102 204L103 205H105L106 206V204H107V202L105 201V199L102 201ZM123 204V205H122ZM217 204V203H216ZM254 205L255 207L253 208L252 206H250V205ZM31 205V204H30ZM45 205V204H44ZM79 205H82V204H79ZM85 205H86V203H85ZM88 205V204H87ZM99 205V204H98ZM193 205V204H192ZM200 205V206H199ZM1 206V205H0ZM16 206H17V204H16ZM21 206V205H20ZM22 206H23V203H22ZM27 206V205H26ZM63 206V205H62ZM71 206V205H70ZM88 206H90V205H88ZM101 206V205H100ZM112 206V205H111ZM157 206V205H156ZM163 206V205H162ZM186 206H187V204H186ZM190 206V205H189ZM243 205H241V207H242ZM25 207V206H24ZM38 207V206H37ZM46 207H47V205H46ZM82 207H83V205H82ZM84 207H86V206H84ZM91 207V206H90ZM107 207V206H106ZM127 207V206H126ZM164 207V209L165 210H172L173 211V209H172V205L169 203V206H168V202L163 206ZM169 207V208H168ZM174 207V206H173ZM180 207V206H179ZM240 207V208H241ZM251 207H252V209H251ZM5 208H6V206H5ZM13 208V207H12ZM27 209L29 208L28 206L26 207ZM65 208V207H64ZM68 208V207H67ZM80 208V207H79ZM87 208V207H86ZM92 208V207H91ZM93 208H94V206H93ZM96 208H98V206H96ZM24 209V208H23ZM39 209V208H38ZM44 209H46V208H44ZM71 209V208H70ZM73 209V208H72ZM81 209H83V208H81ZM85 209V208H84ZM100 209V208H99ZM110 210H111V208H109ZM126 209V208H125ZM190 209V208H189ZM244 209V208H243ZM255 209V210H254ZM3 210H5V209H3ZM2 210V211H3ZM7 210V209H6ZM29 210V209H28ZM27 210V211H28ZM36 210V209H35ZM34 210V211H35ZM40 210H42V209H40ZM47 210V209H46ZM48 210H50V209H48ZM93 210V209H92ZM106 210V209H105ZM104 210V211H105ZM108 210V209H107ZM155 210V209H154ZM246 210V209H245ZM244 210V211H245ZM19 211V210H18ZM39 211V210H38ZM55 211V210H54ZM53 211V212H54ZM162 211V210H161ZM244 211H243V213H244ZM7 212V211H6ZM17 212V211H16ZM15 212V213H16ZM26 212V211H25ZM63 212H64V210H63ZM66 212H68V211H66ZM81 212H82V210H81ZM80 212V213H81ZM83 212H84V210H83ZM91 212V211H90ZM96 212V211H95ZM94 212V213H95ZM124 212H126V211H124ZM155 212V211H154ZM160 212V211H159ZM158 211H157V213H159ZM163 212V211H162ZM162 212H161V214H162ZM28 212H26V214H27ZM32 213H33V211H32ZM45 213V212H44ZM43 213V214H44ZM58 213V212H57ZM93 213V212H92ZM169 213H170V211H169ZM168 213V214H169ZM173 213V212H172ZM175 213V212H174ZM187 213V212H186ZM192 213V212H191ZM4 214V213H3ZM12 214V211L10 212V215ZM13 214H14V212H13ZM34 214V213H33ZM41 214V213H40ZM59 214V213H58ZM61 214H63V213H61ZM64 214H65V212H64ZM155 214V213H154ZM167 214V215H168ZM218 214V215H217ZM10 215H9V218H10ZM36 215H38V214H36ZM83 215V214H82ZM87 214H85V216H86ZM100 215V214H99ZM113 215V214H112ZM157 215H159V214H157ZM173 215V214H172ZM176 215V214H175ZM191 215H193V214H191ZM222 215V214H221ZM245 215V214H244ZM3 216V215H2ZM6 216H8V215H6L5 214V217ZM28 216H29V214H28ZM31 216H33V215H31ZM45 216H46V214H45ZM44 216V217H45ZM48 216V215H47ZM89 216H91V214L89 215ZM95 216H96V214H95ZM94 216V217H95ZM101 216V215H100ZM174 216V215H173ZM185 216V215H184ZM224 216V215H223ZM4 217V216H3ZM5 217L4 218H2L1 219V217H0V220H3V219H5ZM12 217V216H11ZM168 217H169V215H168ZM171 217V216H170ZM214 217V216H213ZM17 218H19V217H17ZM30 218V217H29ZM37 218V217H36ZM46 218V217H45ZM86 218V217H85ZM166 218V217H165ZM221 218V217H220ZM13 219V218H12ZM70 219V218H69ZM88 219V218H87ZM93 219V218H92ZM99 219H101L100 217H99ZM103 219V218H102ZM160 219V218H159ZM187 219V218H186ZM214 219V218H213ZM10 220V219H9ZM14 220V219H13ZM16 220V219H15ZM24 220V219H23ZM22 220V221H23ZM36 220V219H35ZM40 220V218L38 219V221ZM65 220V219H64ZM64 220H62V221H64ZM169 220V219H168ZM184 220V219H183ZM192 220V219H191ZM208 220H210V219H208ZM212 220V219H211ZM210 220V221H211ZM6 221V220H5ZM12 221V220H11ZM10 221V222H11ZM32 221V220H31ZM30 221V222H31ZM43 221V220H42ZM46 221V220H45ZM61 221V222H62ZM207 221V220H206ZM209 221V222H210ZM213 221V220H212ZM214 221H215V219H214ZM218 221V220H217ZM218 221V222H219ZM9 222V223H10ZM15 222V221H14ZM25 222V221H24ZM23 222V223H24ZM29 222V221H28ZM44 222V221H43ZM55 222V221H54ZM66 222V221H65ZM73 222V221H72ZM103 222V223H104ZM132 222V223H131ZM169 222V221H168ZM171 222L173 223V221H171L170 220V224H171ZM187 222V221H186ZM192 222V221H191ZM195 222H197L196 221V219H195ZM200 222V221H199ZM200 222V223H201ZM208 222V221H207ZM209 222H208V224H209ZM1 223V222H0ZM8 223V224H9ZM20 223V222H19ZM46 224H47V222H45ZM49 223V222H48ZM50 223H52V222H50ZM62 223H64V222H62ZM67 223H68V221H67ZM67 223L65 224V226L67 225ZM127 223H130V224H132L133 226H131V227H126L125 225L127 224ZM198 223V222H197ZM18 224V223H17ZM45 224V225H46ZM55 224V223H54ZM53 224V225H54ZM58 224H60V223H57V225ZM97 224H99L100 225V223H98L97 222ZM141 224V225H140ZM206 224V223H205ZM25 225V224H24ZM30 225L32 226V223H30ZM56 225V226H57ZM62 225V224H61ZM92 225V224H91ZM98 225V226H99ZM103 225V224H102ZM101 225V226H102ZM129 225V224H128ZM166 225H167V222H166ZM169 225V224H168ZM167 225V226H168ZM203 225H204V223H203ZM207 225V224H206ZM210 225V224H209ZM213 225H215V224H213ZM217 225V224H216ZM6 225L4 224V227H5ZM9 226V225H8ZM28 226V225H27ZM55 226V227H56ZM65 226H64V228H65ZM95 226V225H94ZM106 226V225H105ZM138 226H139V230H138ZM143 226V228H141V227ZM165 226V225H164ZM211 227H212V225H210ZM209 226V227H210ZM221 226L219 227L220 229H219V231L222 229L221 228ZM23 227V226H22ZM45 227V226H44ZM54 227V228H55ZM58 227L59 228H61L59 225H58ZM63 227V226H62ZM68 227H70V226H67V228ZM89 227H91V226H89ZM96 227V226H95ZM104 227V226H103ZM109 227V226H108ZM108 227H107V229H108ZM113 227H115V226H113ZM204 228L202 225L199 227V228ZM208 227V228H209ZM210 227V228H211ZM215 227V226H214ZM214 227H212L213 229H214ZM2 228H3V226H2ZM13 228V227H12ZM11 228V229H12ZM19 228V227H18ZM71 228H73V227H71ZM70 228V229H71ZM97 228V227H96ZM101 228V227H100ZM106 228V227H105ZM166 228V227H165ZM206 229H207V227H205ZM209 228V229H210ZM5 229H7V228H5ZM25 229H28V227L27 228H25ZM31 229V228H30ZM30 229H29V231H30ZM33 229V228H32ZM31 229V230H32ZM42 229H43V227H42ZM63 229V228H62ZM76 229V228H75ZM142 229V230H141ZM217 229V228H216ZM14 230V229H13ZM34 230V229H33ZM39 230V229H38ZM53 230V229H52ZM65 229H63V231H64ZM68 230H69V228H68ZM72 230V229H71ZM77 230V229H76ZM75 230V231H76ZM98 230H100V229H98ZM97 230V231H98ZM179 230V229H178ZM58 231H59V229H58ZM66 231V230H65ZM74 231V232H75ZM102 231H103V228H102ZM106 231V230H105ZM110 230H108V232H109ZM203 231H205V230H203ZM215 231V230H214ZM222 232H223V229L221 230ZM220 231V232H221ZM4 232H5V230H4ZM3 232V230H1L0 229V257L2 258L1 260H4V262H6V263H8L9 261L6 259V255H4L5 254V252H3L4 251V249H2V245H1V242H3V241H1L2 240V238L4 237V235L5 234H3L4 233ZM19 232H20V230H19ZM19 232H17L18 234H19ZM39 232V231H38ZM53 232H56V231H53ZM67 232V231H66ZM73 232V233H74ZM206 232H208V231H206ZM218 232V231H217ZM220 232H219V234H220ZM11 233H12V231H11ZM14 233V232H13ZM16 233V232H15ZM16 233V234H17ZM37 233V232H36ZM57 233V232H56ZM63 233V232H62ZM72 233V232H71ZM99 233V232H98ZM100 233H102L103 234V232H101L100 231ZM99 233V234H100ZM184 233V232H183ZM211 233H212V229H211ZM16 234L14 235V236H16ZM17 234V235H18ZM26 234V233H25ZM28 234V233H27ZM40 234V233H39ZM63 234H65V233H63ZM106 234V233H105ZM104 234V237H106V235ZM176 234V233H175ZM213 234H217V233H214L213 232ZM212 234V235H213ZM222 234V233H221ZM2 235V236H1ZM23 235V234H22ZM29 235H30V233H29ZM47 235V234H46ZM53 235V234H52ZM56 235H58V233L56 234ZM68 235L69 236H71L70 234H69V232H68ZM101 235V234H100ZM107 235H108V233H107ZM110 235V234H109ZM223 235V236H224ZM12 236V235H11ZM13 236V237H14ZM21 236V235H20ZM19 235H18V238L20 237ZM23 236H25V235H23ZM35 236H36V234H35ZM38 236V235H37ZM47 236H49V235H47ZM62 236V235H61ZM67 236V235H66ZM112 236V235H111ZM111 236H107L108 237V239H109V237L110 238H112V240L110 241V242H112L113 240H114V238L113 237H111ZM114 236V235H113ZM124 236V235H123ZM214 236V235H213ZM218 236H222V235H218ZM217 236V237H218ZM222 236V237H223ZM39 237V236H38ZM51 237V236H50ZM57 237V236H56ZM64 237V236H63ZM76 237V236H75ZM117 237H121V236H117ZM125 237V236H124ZM165 237H167L168 238V240L169 241H163V238H165ZM200 237V238H199ZM220 237H218V239L220 238ZM8 238H10V237H8ZM15 238V237H14ZM25 238V237H24ZM33 238V237H32ZM32 238H28V240L27 241H18L19 242V246L21 247V246H23V247H32V250L34 249L35 250V243H34V240L32 239ZM58 238H59V236H58ZM69 238V237H68ZM74 238V237H73ZM73 238L71 237V241L73 240ZM11 239H13V238H11ZM17 239V238H16ZM15 239V240H16ZM37 239V238H36ZM184 239V238H183ZM19 240V239H18ZM38 240H40V238L38 239ZM41 240H43V239H41ZM49 240V239H48ZM51 240V239H50ZM53 240H56V238H53ZM52 240V242L53 243H55V241H53ZM57 240H59V239H57ZM67 240V239H66ZM110 240V239H109ZM178 240V241H177ZM13 241V240H12ZM46 241V240H45ZM64 241V240H63ZM117 241V240H116ZM115 241V242H116ZM139 241V240H138ZM18 242H17V244H18ZM40 242V241H39ZM44 242V241H43ZM218 242V241H217ZM38 243V242H37ZM47 243V242H46ZM51 243V242H50ZM60 243V242H59ZM67 243H70L68 240H67ZM120 242H118V244H119ZM144 243V242H143ZM5 244V243H4ZM6 244H8V242L6 243ZM16 244V243H15ZM113 244L115 245L116 243H114V242H112V247H113ZM118 244H116L115 245V247H117V245ZM123 244V243H122ZM125 244H128V242L127 243H125ZM131 244V243H130ZM129 244V245H130ZM153 244V245H154ZM222 244V245H223ZM41 245H43L42 243H41ZM47 245H49V244H47ZM52 245V244H51ZM60 245V244H59ZM63 245V244H62ZM61 245V246H62ZM77 245V244H76ZM76 245H75V247H76ZM120 245V244H119ZM150 245V244H149ZM209 245H211L212 247H216L217 246V243L216 242H211ZM223 245V246H224ZM11 246V245H10ZM74 246V245H73ZM124 246V245H123ZM158 246V247H157ZM7 247V246H6ZM12 247V246H11ZM41 247V246H40ZM40 247H38V248H40ZM45 247V246H44ZM63 247H65V246H63ZM69 247V246H68ZM72 247V246H71ZM85 247L86 248H91L90 246H89V244H85ZM127 247V246H126ZM125 247V248H126ZM8 248V247H7ZM17 248V247H16ZM16 248L14 249V251L16 250ZM22 248V247H21ZM43 248V247H42ZM53 248V247H52ZM60 248V247H59ZM119 248H121V249H123L124 250V248H122V245H121V247H119ZM131 247L129 246V249H130ZM247 248V249H246ZM18 249V248H17ZM44 249V248H43ZM42 249V250H43ZM51 249V248H50ZM61 249V248H60ZM65 249V248H64ZM74 249V248H73ZM73 249H71L72 251H73ZM76 249V248H75ZM52 250V249H51ZM68 250V249H67ZM71 250H69V251H71ZM97 250H99V251H103L102 249H100L99 247H98V249ZM115 251H116V249H114ZM118 250V249H117ZM126 250H127V248L125 249V252H126ZM134 250V249H133ZM133 250H131V251H133ZM224 250V249H223ZM241 250V249H240ZM239 250V251H240ZM6 251V254H7V250H5ZM20 251V250H19ZM28 251V250H27ZM26 251V252H27ZM46 251V250H45ZM44 251V252H45ZM53 251V250H52ZM57 251H59V250H57ZM99 251L96 253V254H98L99 253ZM107 251V250H106ZM127 251H129V250H127ZM250 251L249 252H247V253H250ZM9 252V251H8ZM35 252H36V250H35ZM41 250H40V254H41ZM54 252V251H53ZM80 252V251H79ZM117 252V251H116ZM115 252V253H116ZM118 252H120V251H118ZM117 252V253H118ZM124 252V251H123ZM124 252V253H125ZM135 252V251H134ZM137 252V251H136ZM218 252H219V254H221L220 253V250H218ZM16 253V252H15ZM25 253V252H24ZM30 253H31V251H30ZM37 253V252H36ZM45 253H47V251L45 252ZM45 253H44V255H45ZM52 253V252H51ZM59 253V252H58ZM57 253V254H58ZM63 253V252H62ZM72 252H69V255L71 254ZM93 254H94V250H93V252H92ZM90 254L89 253V257H90V255L92 256L93 254ZM102 253H106V252H102ZM128 253V252H127ZM126 253V254H127ZM234 253V251L232 252V254ZM237 253V252H236ZM244 253V252H243ZM10 254H11V252H10ZM13 254V253H12ZM17 254H20V253H18L17 252ZM29 254V253H28ZM33 254V253H32ZM35 254V253H34ZM56 254V253H55ZM56 254V255H57ZM68 254V253H67ZM81 254H83L82 252H81ZM85 254V253H84ZM83 254V255H84ZM121 254V253H120ZM131 255H133L132 253H130ZM129 254V255H130ZM134 254H137V253H134ZM238 254V253H237ZM26 255V254H25ZM36 255V254H35ZM38 255V254H37ZM52 255H53V253H52ZM82 255V256H83ZM100 255H101V253H100ZM117 255V254H116ZM128 255V254H127ZM139 255V254H138ZM174 255H177L176 257L174 256ZM228 255V254H227ZM226 255V256H227ZM231 255V254H230ZM229 255V256H230ZM244 255V254H243ZM247 255H249V254H247ZM254 255V256H253ZM8 256V255H7ZM11 256V255H10ZM54 256V255H53ZM70 256H72V254L70 255ZM75 256V255H74ZM95 256V255H94ZM93 256V257H94ZM99 256V255H98ZM97 256V260H98V257ZM107 256V255H106ZM135 256V255H134ZM251 256V255H250ZM13 257H15L14 255H13ZM29 257V256H28ZM48 257V256H47ZM56 257V256H55ZM58 257V256H57ZM56 257V258H57ZM100 257H103L102 255L100 256ZM120 257H122L121 255H120ZM130 257V256H129ZM129 257H127V258H129ZM228 257V256H227ZM244 257V256H243ZM245 257H247V256H245ZM8 258V257H7ZM21 257H19L18 259H20ZM26 258H27V256H26ZM30 258H32V256L30 257ZM29 258V259H30ZM36 258V257H35ZM39 258H40V255H39ZM55 258V259H56ZM72 258V260H73V257H71ZM78 258V257H77ZM86 258H87V256H86ZM132 258V257H131ZM12 259H14L15 260V258H12ZM29 259H26V260H29ZM41 259H42V257H41ZM46 259V258H45ZM48 259V258H47ZM46 259V260H47ZM54 259V258H53ZM91 259V258H90ZM103 260L104 259H106V258H102ZM108 259H110V258H107L106 260H108ZM130 259V258H129ZM134 259H136V258H134ZM134 259H132V261H134ZM145 259V258H144ZM245 259V258H244ZM247 259H248V257H247ZM0 260V261H1ZM17 260V259H16ZM21 260V259H20ZM39 260V259H38ZM45 260V262H47ZM67 260V259H66ZM94 260H96V259H94ZM96 260V261H97ZM113 260L115 261V258H113ZM117 260V259H116ZM125 260H128V259H126V257H125ZM30 261V264H31V259L29 260ZM41 261V260H40ZM39 261V262H40ZM54 261V260H53ZM56 261V260H55ZM84 261V260H83ZM99 261V260H98ZM100 261H102V260H100ZM122 261V260H121ZM139 261V260H138ZM141 261H142V259H141ZM178 261H180L179 263H178ZM22 262H24V261H22ZM22 262H20L21 264H22ZM28 262V261H27ZM34 262V261H33ZM36 262H37V260H36ZM42 262V261H41ZM104 262V261H103ZM106 262V261H105ZM104 262V263H105ZM116 262V261H115ZM127 262V261H126ZM129 262V261H128ZM251 262V264L253 263L252 261H250ZM15 263V262H14ZM43 263V262H42ZM51 263V262H50ZM49 263V264H50ZM56 263V262H55ZM54 263V264H55ZM69 263V262H68ZM83 263V262H82ZM99 263H101V262H99ZM120 264H121V262H119ZM131 263V261L128 263V264H130ZM136 263H137V260H136ZM3 264V263H2ZM10 264V263H9ZM13 264V263H12ZM44 264V263H43ZM48 264V263H47ZM53 264V263H52ZM116 264V263H115ZM117 264H118V262H117ZM125 264V263H124ZM127 264V263H126ZM138 264H139V262H138ZM199 264V263H198ZM209 264H221L220 262H219V260L217 259L216 261H210V263ZM250 264V263H249Z\"/></svg>",
	"mask_w": 264,
	"mask_h": 264
},
{
	"label": "water",
	"instance_id": "water-1",
	"mask_svg": "<svg viewBox=\"0 0 264 264\" xmlns=\"http://www.w3.org/2000/svg\"><path fill=\"white\" fill-rule=\"evenodd\" d=\"M0 60L17 68V69H20L22 71H24L25 73L27 74H30L40 80H42L43 82L55 87V88H58L60 90H63L64 92L72 95V96H77L80 100H83L85 101L86 103L100 109V110H103L113 116H116L168 143H171L173 144L174 146H177L179 147L180 149L186 151V152H189L191 154H193L194 156H197L199 158H202L206 161H208L209 163L211 164H214L234 175H237L241 178H243L244 180L264 189V180L253 175V174H250L242 169H239V168H236L226 162H223L222 160L130 115V114H127L126 112H123L105 102H102L101 100L97 99V98H94L88 94H86L85 92L79 90V89H76L60 80H57L13 57H10L2 52H0Z\"/></svg>",
	"mask_w": 264,
	"mask_h": 264
}]
</instances>
